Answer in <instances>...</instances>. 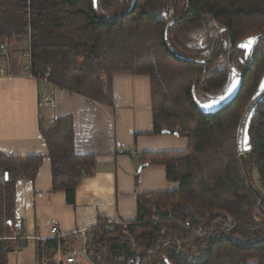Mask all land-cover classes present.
<instances>
[{
	"label": "trees",
	"instance_id": "trees-1",
	"mask_svg": "<svg viewBox=\"0 0 264 264\" xmlns=\"http://www.w3.org/2000/svg\"><path fill=\"white\" fill-rule=\"evenodd\" d=\"M185 8V0H0V44L29 35L32 76L111 107L114 75H147L153 133L187 140L183 150L148 154L176 188L140 194L126 232L104 223L91 228L89 253L100 264H264V97L244 154L260 197L248 186L236 150L239 120L264 75V40L235 98L213 113L199 107L230 83L228 35L234 66L248 63L237 45L264 34V0H190L168 31L176 56L163 34ZM221 28L228 33L219 36L211 61L188 60L207 59ZM41 132L52 190H64L71 202L81 176L94 171L95 156L74 152L71 115ZM41 162L39 155L0 154V264L10 249L3 238L14 220L16 182L33 180Z\"/></svg>",
	"mask_w": 264,
	"mask_h": 264
},
{
	"label": "crops",
	"instance_id": "crops-1",
	"mask_svg": "<svg viewBox=\"0 0 264 264\" xmlns=\"http://www.w3.org/2000/svg\"><path fill=\"white\" fill-rule=\"evenodd\" d=\"M22 44L23 39L0 44L6 47L5 72L0 74V154L39 155L42 162L33 180L16 182L14 220L3 238L10 244L6 264H71L67 256L77 257L82 264L74 254L79 247L81 255V238L70 233L91 231L115 217L129 223L137 217L140 194L176 188L177 182L167 180L165 167L152 163L148 154L183 150L187 140L153 133L147 75H114L113 105L106 107L32 76L24 69ZM3 54L0 49V58ZM66 115L73 119L74 152L94 155L96 162L91 174L81 176L71 202L64 190H52L51 164L41 132ZM51 228L57 229L59 237L49 238ZM18 231L22 242L15 239ZM39 243L42 254L38 256Z\"/></svg>",
	"mask_w": 264,
	"mask_h": 264
},
{
	"label": "water",
	"instance_id": "water-1",
	"mask_svg": "<svg viewBox=\"0 0 264 264\" xmlns=\"http://www.w3.org/2000/svg\"><path fill=\"white\" fill-rule=\"evenodd\" d=\"M185 1H186L185 10L180 15L171 19L166 24L165 29H164V34H163L164 42H165L166 46L176 56H178V54L173 50V48L170 46V44L168 42V31H169L170 27L176 21L181 19L188 12L189 7H190V0H185ZM224 32L228 33V30L226 28H221L217 31L215 38H214V42H213L212 47H211V54L207 59H189L188 58V60L206 65L209 61H211L217 40H218L219 36ZM228 38H229L228 65H229V68L231 71V75H230L231 80H230V83L227 86L226 90L221 95H219L216 98L211 99L205 103L199 104L200 109L205 113L216 112L219 109L226 106L227 104H229L235 98V96L237 95V93L239 92L240 87H241V80H242L241 78L246 73L248 68L250 67L252 60H253V57H254L255 50L258 46V43L260 41L264 40V34H259V35L253 36V37H248V38L243 39L242 41H240L238 43L237 47L244 49L245 50L244 57L248 58V63L245 65V67L242 70L237 69L233 64L231 36L228 35ZM250 38H252V42L250 43V45L247 47H242L241 45L248 44ZM263 97H264V75L261 78V80H260L255 92L253 93L251 99L246 104V106L243 110V113L241 115V118L239 120V123L237 126V131H236V150H237V154L239 156L240 162H241V166H242V169H243V172L245 175V179H246L248 186L255 192L256 195H258V197H260V194L251 182V178H250L247 166H246V159H245L244 154H245V152H247L251 149V146L249 144V134H248L249 123H250L251 117L254 115V113L256 111L258 103L262 101ZM162 132L166 133V131H162ZM260 203H261V200H260Z\"/></svg>",
	"mask_w": 264,
	"mask_h": 264
},
{
	"label": "built area",
	"instance_id": "built-area-1",
	"mask_svg": "<svg viewBox=\"0 0 264 264\" xmlns=\"http://www.w3.org/2000/svg\"><path fill=\"white\" fill-rule=\"evenodd\" d=\"M27 40V46H25V48L23 49L21 55L24 58V69H30L31 66V41H30V36H28ZM0 49L1 51L4 53L3 57L0 58V74L5 72V67L3 66L5 64L6 61V47L4 45H0ZM0 178H3V176H1ZM104 225L106 227H121L123 232H126V229L128 227V223L126 221H123L117 217H115L113 220L109 221V222H105ZM72 236L75 237H80L81 238V249L80 252L83 255V258L85 259L86 262L90 263V264H100V260H94V258L90 255L89 253V246L87 244V240H88V236L90 234V229L84 228V229H77L74 230L70 233ZM21 235V231H18V236L15 237V239H18L19 242H22L23 237L20 236ZM59 233L57 232L56 228H51L50 229V237L49 238H55V237H59ZM67 263H71V264H80L79 260L77 259V257L75 256H67L65 258Z\"/></svg>",
	"mask_w": 264,
	"mask_h": 264
},
{
	"label": "rangeland",
	"instance_id": "rangeland-1",
	"mask_svg": "<svg viewBox=\"0 0 264 264\" xmlns=\"http://www.w3.org/2000/svg\"><path fill=\"white\" fill-rule=\"evenodd\" d=\"M23 40H24V44H22L21 46L22 47H25V46H27V40L26 39H23ZM22 62L24 63L23 60H22ZM254 177L256 178V174L255 173H254ZM74 254H76L80 258L82 264H90V263H88V262L85 261V259L83 258V255L82 254L81 255L79 254V247H78V251H76V250L74 251Z\"/></svg>",
	"mask_w": 264,
	"mask_h": 264
},
{
	"label": "snow or ice",
	"instance_id": "snow-or-ice-1",
	"mask_svg": "<svg viewBox=\"0 0 264 264\" xmlns=\"http://www.w3.org/2000/svg\"><path fill=\"white\" fill-rule=\"evenodd\" d=\"M252 42V38H250L249 39V42H248V44H245V45H241L242 47H247V46H249L250 45V43Z\"/></svg>",
	"mask_w": 264,
	"mask_h": 264
}]
</instances>
